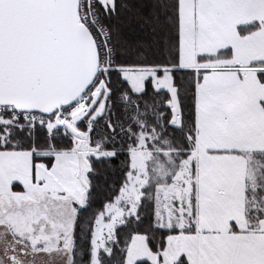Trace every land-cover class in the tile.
I'll return each instance as SVG.
<instances>
[{"label":"snow or ice","instance_id":"6c2138e0","mask_svg":"<svg viewBox=\"0 0 264 264\" xmlns=\"http://www.w3.org/2000/svg\"><path fill=\"white\" fill-rule=\"evenodd\" d=\"M0 264H264V0H0Z\"/></svg>","mask_w":264,"mask_h":264}]
</instances>
